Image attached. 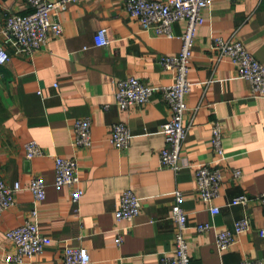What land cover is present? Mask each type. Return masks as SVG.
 <instances>
[{
  "label": "crops",
  "instance_id": "1",
  "mask_svg": "<svg viewBox=\"0 0 264 264\" xmlns=\"http://www.w3.org/2000/svg\"><path fill=\"white\" fill-rule=\"evenodd\" d=\"M125 0H80L58 11L62 34L30 54L15 52L1 33L5 17L31 11L26 0H0V43L9 59L0 65V178L19 181L14 204L0 215V264L15 252L4 234L36 209L33 220L51 240L41 253L20 264H63L64 245L84 247L91 264H159L173 244L170 208L172 192L183 195L190 264H237L243 258L264 261V211L259 194L264 190V97L250 94L226 57L218 58L211 38L240 40L264 63V0H212L195 26L187 77L191 89L185 97L183 123L188 127L181 144L178 172L159 163L166 145L160 126L170 112L155 91L143 105L120 110L114 102L115 81L133 76L153 88L171 84V73L159 59L181 48L183 20L172 24V38L156 36L129 16ZM105 27L106 46H95L93 35ZM90 120L91 145L74 147L71 126L76 118ZM222 131L224 158L214 153L211 126ZM126 124L130 140L126 149L109 140L111 125ZM35 140L45 155L27 159L23 144ZM74 158L76 186L54 184L53 156ZM199 164L221 168L218 196L202 202L196 193L194 171ZM241 174L234 177L232 171ZM40 176L45 198L34 202L27 189ZM78 187L82 195L71 200ZM130 189L140 198L138 215L130 222L116 220V201ZM246 195L249 201L229 205ZM210 206L218 213L211 215ZM248 217L249 229L238 234L225 251L215 247V232L233 229V222ZM211 222L213 230L195 226ZM120 238V243H118Z\"/></svg>",
  "mask_w": 264,
  "mask_h": 264
},
{
  "label": "built area",
  "instance_id": "2",
  "mask_svg": "<svg viewBox=\"0 0 264 264\" xmlns=\"http://www.w3.org/2000/svg\"><path fill=\"white\" fill-rule=\"evenodd\" d=\"M80 0H26L31 11L25 15L10 14L5 17L1 31L6 43L12 44L15 52L32 53L46 44L49 37L62 34V26L57 20L58 11L68 4ZM212 0H125L124 7L129 16L144 28L151 29L156 36L172 38V24L183 20L185 30L180 35L182 42L179 52L173 56H162L161 66L171 73L172 82L167 86L153 88L142 83L138 78L127 76L115 81L114 102L120 110L129 106L143 105L149 101L155 91L161 93L170 112L169 118L160 126L164 136L165 146L159 151V163L173 172L181 168L180 149L188 127L183 123L186 110L185 97L191 89L187 73L191 48L194 40L195 26L202 23V10ZM234 1V0H227ZM95 46H106L109 43L105 27L99 28L93 35ZM211 49L218 58L226 57L235 66L240 78L249 85L250 94L264 97V63L259 62L237 39L221 37L211 38ZM9 59V54L0 43V65ZM72 145L74 147H89L91 145L90 120L86 117L76 118L71 126ZM130 130L122 122L111 125L108 140L116 149H126L130 140ZM211 145L219 159L224 158L222 149V131L215 121L211 126ZM24 156L27 159L44 156L43 148L35 141L29 140L23 144ZM54 184L56 186L78 183L77 163L74 158L53 156ZM264 170V162L262 166ZM234 177H239L238 169L232 171ZM196 193L202 202H212L218 196V189L222 180L221 168L210 164H199L194 171ZM19 181L7 184L0 178V215L14 204L15 194L21 190ZM27 189L33 195L34 202L45 198V184L40 176L30 179ZM82 190L75 187L71 200L78 202ZM173 201L170 217L173 223V244L169 253L163 252L159 257V264H190L184 231L187 228L186 211L181 206L183 195L179 190L172 192ZM264 211V190L258 196ZM249 198L242 194L229 200V205L243 204ZM140 198L130 189L124 190L116 201L114 215L116 220L132 221L139 213ZM217 206H210L211 215L218 213ZM36 209L30 212L35 218ZM25 220L20 225L8 229L4 236L15 247L12 256L6 257L7 262L20 264L24 259L41 253L50 244L48 236L42 234L35 220ZM211 222L199 223L196 231L213 230ZM249 229V219L244 216L233 222V229H223L215 232V247L219 252L227 250L238 234ZM259 234L264 236V230ZM120 243V238H118ZM63 264H91L86 248L64 245L62 249ZM237 264H264L261 259L243 258Z\"/></svg>",
  "mask_w": 264,
  "mask_h": 264
}]
</instances>
